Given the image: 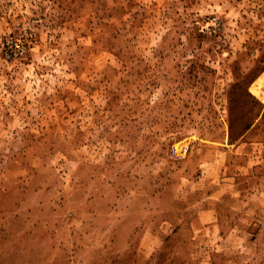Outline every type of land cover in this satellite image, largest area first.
<instances>
[{
    "label": "rangeland",
    "instance_id": "rangeland-1",
    "mask_svg": "<svg viewBox=\"0 0 264 264\" xmlns=\"http://www.w3.org/2000/svg\"><path fill=\"white\" fill-rule=\"evenodd\" d=\"M260 77L264 0H0V264H264Z\"/></svg>",
    "mask_w": 264,
    "mask_h": 264
},
{
    "label": "bare ground",
    "instance_id": "bare-ground-1",
    "mask_svg": "<svg viewBox=\"0 0 264 264\" xmlns=\"http://www.w3.org/2000/svg\"><path fill=\"white\" fill-rule=\"evenodd\" d=\"M252 86V85H251ZM255 86H256V90H260L263 89L264 91V77H260L257 79V81L255 82ZM251 88V87H250ZM257 92V91H256ZM259 92V91H258ZM253 93V92H252ZM258 95V94H257ZM263 97V96H262ZM263 102V101H262ZM264 103V102H263Z\"/></svg>",
    "mask_w": 264,
    "mask_h": 264
},
{
    "label": "built area",
    "instance_id": "built-area-1",
    "mask_svg": "<svg viewBox=\"0 0 264 264\" xmlns=\"http://www.w3.org/2000/svg\"><path fill=\"white\" fill-rule=\"evenodd\" d=\"M13 47L15 50L19 49V45L18 44H13Z\"/></svg>",
    "mask_w": 264,
    "mask_h": 264
}]
</instances>
